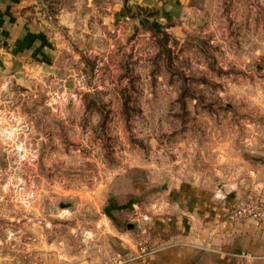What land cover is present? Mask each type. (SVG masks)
I'll return each instance as SVG.
<instances>
[{
  "label": "rangeland",
  "instance_id": "rangeland-1",
  "mask_svg": "<svg viewBox=\"0 0 264 264\" xmlns=\"http://www.w3.org/2000/svg\"><path fill=\"white\" fill-rule=\"evenodd\" d=\"M167 2L96 0L5 94L0 264L137 259L183 193L224 202L264 169V0Z\"/></svg>",
  "mask_w": 264,
  "mask_h": 264
},
{
  "label": "crops",
  "instance_id": "crops-1",
  "mask_svg": "<svg viewBox=\"0 0 264 264\" xmlns=\"http://www.w3.org/2000/svg\"><path fill=\"white\" fill-rule=\"evenodd\" d=\"M130 1L142 6L149 0ZM94 2L58 0L57 13H51L50 0H0V105L8 103V98L2 99L19 83L15 74L22 73L27 83L47 68L53 69L61 55L70 51L65 32L76 25L82 12L87 16L95 11ZM109 11L106 19L113 26L119 17L118 4H111ZM199 193L194 191L192 198L183 193L181 208L165 212L161 238L151 245L150 253L115 264H264V228L248 219L229 220L225 214V205L234 200L250 197L252 203L264 202V169L232 185L224 202L200 198Z\"/></svg>",
  "mask_w": 264,
  "mask_h": 264
},
{
  "label": "built area",
  "instance_id": "built-area-1",
  "mask_svg": "<svg viewBox=\"0 0 264 264\" xmlns=\"http://www.w3.org/2000/svg\"><path fill=\"white\" fill-rule=\"evenodd\" d=\"M57 100L58 97L55 96L53 102H56ZM233 217L247 218L251 220L256 227L264 228V202L255 206L249 202L239 203L236 205V208L233 212ZM145 254H147V252L142 253V255Z\"/></svg>",
  "mask_w": 264,
  "mask_h": 264
},
{
  "label": "water",
  "instance_id": "water-1",
  "mask_svg": "<svg viewBox=\"0 0 264 264\" xmlns=\"http://www.w3.org/2000/svg\"><path fill=\"white\" fill-rule=\"evenodd\" d=\"M124 2L125 5H127L128 0H122ZM3 72V64L0 60V74ZM14 78L19 82L22 83V78H23V74L22 73H18L14 75Z\"/></svg>",
  "mask_w": 264,
  "mask_h": 264
},
{
  "label": "trees",
  "instance_id": "trees-1",
  "mask_svg": "<svg viewBox=\"0 0 264 264\" xmlns=\"http://www.w3.org/2000/svg\"><path fill=\"white\" fill-rule=\"evenodd\" d=\"M57 1H58V0H50V2H51L50 12H51V13H54V12H55L54 7L56 6ZM52 3H53L54 5H52Z\"/></svg>",
  "mask_w": 264,
  "mask_h": 264
}]
</instances>
